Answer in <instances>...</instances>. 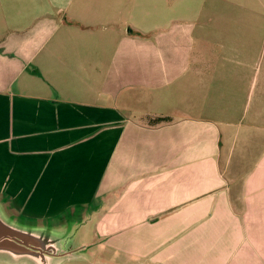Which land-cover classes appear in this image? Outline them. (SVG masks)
Masks as SVG:
<instances>
[{
  "label": "crops",
  "instance_id": "crops-1",
  "mask_svg": "<svg viewBox=\"0 0 264 264\" xmlns=\"http://www.w3.org/2000/svg\"><path fill=\"white\" fill-rule=\"evenodd\" d=\"M263 35L264 0H0V214L50 264H264Z\"/></svg>",
  "mask_w": 264,
  "mask_h": 264
},
{
  "label": "water",
  "instance_id": "water-1",
  "mask_svg": "<svg viewBox=\"0 0 264 264\" xmlns=\"http://www.w3.org/2000/svg\"><path fill=\"white\" fill-rule=\"evenodd\" d=\"M0 253H9L32 264H50L53 257L66 254L59 249L55 241L44 234L17 228L5 221L1 214Z\"/></svg>",
  "mask_w": 264,
  "mask_h": 264
},
{
  "label": "rangeland",
  "instance_id": "rangeland-1",
  "mask_svg": "<svg viewBox=\"0 0 264 264\" xmlns=\"http://www.w3.org/2000/svg\"><path fill=\"white\" fill-rule=\"evenodd\" d=\"M262 54L264 60V35H263V47ZM262 71H264V62L261 65ZM4 214L2 217L5 221H8L10 224L16 226L17 228L24 229L29 231L30 226H41V223L32 221L29 219H24L16 215V213L8 208H4ZM0 264H32L26 259H17L16 257L10 255L9 253H0Z\"/></svg>",
  "mask_w": 264,
  "mask_h": 264
},
{
  "label": "trees",
  "instance_id": "trees-1",
  "mask_svg": "<svg viewBox=\"0 0 264 264\" xmlns=\"http://www.w3.org/2000/svg\"><path fill=\"white\" fill-rule=\"evenodd\" d=\"M139 35V33H137Z\"/></svg>",
  "mask_w": 264,
  "mask_h": 264
}]
</instances>
